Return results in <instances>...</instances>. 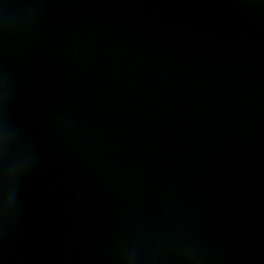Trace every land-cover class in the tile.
<instances>
[{"label": "water", "instance_id": "obj_1", "mask_svg": "<svg viewBox=\"0 0 264 264\" xmlns=\"http://www.w3.org/2000/svg\"><path fill=\"white\" fill-rule=\"evenodd\" d=\"M0 264H264V0H0Z\"/></svg>", "mask_w": 264, "mask_h": 264}]
</instances>
